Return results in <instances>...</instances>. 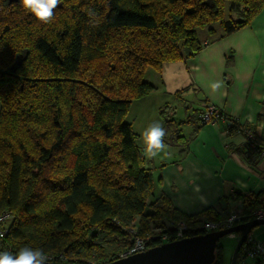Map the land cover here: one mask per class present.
<instances>
[{
	"label": "trees",
	"instance_id": "trees-1",
	"mask_svg": "<svg viewBox=\"0 0 264 264\" xmlns=\"http://www.w3.org/2000/svg\"><path fill=\"white\" fill-rule=\"evenodd\" d=\"M263 8L264 0H58L40 20L21 0H0V212L13 217L0 251L31 246L68 263L103 264L135 237L175 241L170 228L154 233L171 220L220 222L234 203L240 223L250 221L263 193L232 192L225 207L192 216L156 195L161 179L125 117L154 91L147 68L193 58L203 32L222 38ZM193 123L188 139L181 123L170 130L164 119V130L187 150L202 126ZM212 264H223L219 246Z\"/></svg>",
	"mask_w": 264,
	"mask_h": 264
},
{
	"label": "crops",
	"instance_id": "crops-1",
	"mask_svg": "<svg viewBox=\"0 0 264 264\" xmlns=\"http://www.w3.org/2000/svg\"><path fill=\"white\" fill-rule=\"evenodd\" d=\"M201 44V50L193 58L164 64L160 72L149 68L153 71V82L146 80V70L145 81L154 91L133 101L125 119L134 105L144 103L150 95H164L169 87L175 101L182 90L199 97L193 115L184 123L189 130L187 138L179 128L183 138L192 136L194 120L205 106L212 105L241 127L253 131L264 145V8L249 25L222 38H209L203 32ZM164 69L168 71L166 76ZM165 104L167 101L161 99L151 107L157 111L163 128L164 117L160 114ZM132 124L137 146L155 176L161 179L156 195L164 194L182 214L192 216L212 206L225 207L223 199L231 192L264 194V156L253 158L242 134L229 132L225 121L200 126L187 150L171 141L165 131L164 148L155 156L146 154L143 135Z\"/></svg>",
	"mask_w": 264,
	"mask_h": 264
},
{
	"label": "built area",
	"instance_id": "built-area-1",
	"mask_svg": "<svg viewBox=\"0 0 264 264\" xmlns=\"http://www.w3.org/2000/svg\"><path fill=\"white\" fill-rule=\"evenodd\" d=\"M217 120L225 121L228 130H230L233 126L238 127L235 131L242 134L247 150L249 152H258L259 156H264V145L260 144L254 132L241 127V125H239L234 119L224 116L214 106H205L204 110L197 116L198 123L202 125L213 124ZM231 204L232 203H230V205ZM235 206L236 205L234 203L230 206L227 216L220 222L204 221L199 225L190 226L183 220H171L168 223V228H170L172 233L171 235L175 238V241L187 238L186 235L190 232L199 231L203 234H207L210 232L231 228L237 224H240L241 220V217L235 211V209H239L240 206ZM12 219L13 217L9 212H0V241L4 240L7 237ZM251 220H264V208H260L254 211ZM157 240L160 241V244L171 242L169 240V237L166 235H163L161 237L150 236L149 238H147V241L135 237L131 243L130 248L125 252L119 254L118 259L144 252L145 250L149 249L148 241ZM44 255L47 257L45 261L46 263H66V258L62 253L56 255ZM240 264H264V236L261 239H256L252 235V231L246 235L245 240L240 248Z\"/></svg>",
	"mask_w": 264,
	"mask_h": 264
},
{
	"label": "water",
	"instance_id": "water-1",
	"mask_svg": "<svg viewBox=\"0 0 264 264\" xmlns=\"http://www.w3.org/2000/svg\"><path fill=\"white\" fill-rule=\"evenodd\" d=\"M8 2L10 4L17 3L18 0H8ZM259 225H264V220H251L231 228L166 242L144 252L103 264H212L218 241L224 236L237 234L238 240L230 260V264H236L239 250L246 235ZM44 264L53 263L44 262Z\"/></svg>",
	"mask_w": 264,
	"mask_h": 264
},
{
	"label": "rangeland",
	"instance_id": "rangeland-1",
	"mask_svg": "<svg viewBox=\"0 0 264 264\" xmlns=\"http://www.w3.org/2000/svg\"><path fill=\"white\" fill-rule=\"evenodd\" d=\"M182 62V61H180ZM179 62L175 63H168V64H176ZM164 75H167V69H164ZM147 75H146V80L149 82H153V71L149 68H147ZM164 78V77H163ZM181 81V80H180ZM179 81V82H180ZM178 82V83H179ZM181 85V83H179ZM183 86V83H182ZM183 86V88H185ZM169 87L165 90V94H153L150 95L146 99V101L141 102L140 105H134L132 110H130V113L128 114L127 118L125 119L126 123H133V128L135 131H139L143 133V131L148 128L150 125L153 123H159L158 122V113L155 109H152L151 107L153 104H158L161 99L167 101V105H163L161 108V117H164V119L168 121H173V125H171L170 130L175 129L177 126L176 124L181 123V130H182V135L187 138L188 136V128L185 127L187 117L192 116L196 107H197V99L199 98L198 96L194 95L193 92L187 93V91L182 90L179 92V99L177 101L174 100V97L172 94H169ZM170 96H169V95ZM145 112V113H142ZM144 115H142V114ZM160 124V123H159ZM236 212L239 213L240 209L236 208ZM168 225V223H166ZM158 226L155 230L154 233H158L161 231H164L168 228V226ZM252 235L256 239H261L264 236V225H259L255 228L252 229ZM224 236L218 241V246L221 248L222 256H223V264H230V260L234 251V248L236 246L237 240H238V235L233 234Z\"/></svg>",
	"mask_w": 264,
	"mask_h": 264
},
{
	"label": "clouds",
	"instance_id": "clouds-1",
	"mask_svg": "<svg viewBox=\"0 0 264 264\" xmlns=\"http://www.w3.org/2000/svg\"><path fill=\"white\" fill-rule=\"evenodd\" d=\"M58 0H21L24 8L40 20H47L52 15ZM216 87V85H213ZM145 151L148 156L157 155L164 148L162 137L164 128L159 123H153L143 133ZM47 257L40 248L25 246L13 255L8 251H0V264H44Z\"/></svg>",
	"mask_w": 264,
	"mask_h": 264
}]
</instances>
